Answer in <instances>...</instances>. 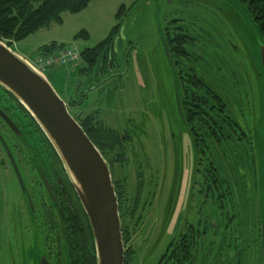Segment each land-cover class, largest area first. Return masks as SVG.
<instances>
[{
  "label": "rangeland",
  "instance_id": "374dc122",
  "mask_svg": "<svg viewBox=\"0 0 264 264\" xmlns=\"http://www.w3.org/2000/svg\"><path fill=\"white\" fill-rule=\"evenodd\" d=\"M121 5L126 9L115 44L117 67L112 77L109 74L101 76L104 82L93 75L79 76L80 61L55 66L45 77L76 121L94 112L104 126L119 136L126 134V128L130 130V144L124 145L128 148L127 161H123L121 156L115 162L111 153L106 158L102 156L108 162L113 188L115 190L118 186L121 195L119 202L117 195L116 198L124 264H159L163 252L167 256L162 259V264H172L168 244L180 232L179 224L196 222L197 218L205 222L211 217H234L235 227H238L243 241L242 248L249 250L242 256V264H262L264 77L259 50L264 45V38L245 5L238 0H91L81 12L61 13L60 24L51 23L24 41L12 43L9 49L28 61L40 54L41 45L51 42L80 53L107 36L116 24L114 16ZM178 26L192 35L194 44L190 56L197 60L203 77L217 93L224 95L227 112L244 126L248 138L242 140L236 149L232 144L225 150L224 165L232 174V180L229 176L226 179L230 181L232 191L225 192L223 202L217 193L210 192L200 213L196 212L199 194L197 188L192 189L196 178L187 146L172 144L167 138L160 139V134L170 136L175 130L174 75L162 41L166 29L170 31ZM81 30L88 37L74 40V35ZM2 43L6 45V41ZM242 95H246L245 99ZM0 99H4L2 93ZM16 125L19 128L22 122ZM137 130H144V133L136 137ZM27 135L33 148L41 141L39 134L26 130L25 137ZM0 137L13 155L14 152L27 157L34 154L32 149L26 150L20 142L14 141L15 136L2 126ZM14 144L17 146L12 150ZM3 153L0 145L2 157ZM35 154L43 165L46 163L43 158L48 156L46 171L50 175L54 170V156L47 150L44 154ZM15 162L19 170L26 171L25 187L30 189L33 185V193L37 194L32 168L23 159L22 165L16 159ZM0 175L6 196L4 214L12 208L19 211L21 195L16 182L5 176L1 169ZM233 181L237 182L234 187L238 197L234 195ZM50 219L54 224L57 217L50 213ZM56 232L54 225L50 234L55 235ZM200 237H196L195 248L190 251L194 264H203L206 242ZM57 240L51 239L53 255L59 249L55 244Z\"/></svg>",
  "mask_w": 264,
  "mask_h": 264
},
{
  "label": "flooded vegetation",
  "instance_id": "af4514ba",
  "mask_svg": "<svg viewBox=\"0 0 264 264\" xmlns=\"http://www.w3.org/2000/svg\"><path fill=\"white\" fill-rule=\"evenodd\" d=\"M192 39L193 37L188 30L181 26L172 28L170 31L167 29L164 31L163 49L174 75L172 98L175 109L173 113L175 130L170 136L165 137L160 134V139L167 138L172 144L180 143L187 146V151L193 160V173L196 178L193 181L192 189L197 188L199 194L196 200V212L200 213L199 210L204 208L210 192L217 193L220 201H224L225 192L231 190L230 181H227L226 176H229L230 179L232 177L230 169L224 165L225 155H227L225 150L232 144L236 145L234 146L236 149L237 145H241L242 140L248 138L244 126L227 112L224 95L217 93L218 91L203 77L197 60L190 56L194 44ZM109 69H112L110 62ZM110 75L112 77L114 74ZM194 84L205 85V89L202 91L194 90ZM243 84L246 91V84L244 82ZM208 87H211L213 92L222 99L225 105L224 111L231 121L194 119L193 101L195 100V103L199 105V92H203L201 101L207 108L209 105ZM244 90L243 92L246 94ZM195 94L197 96L194 99ZM245 96L242 95L244 99ZM1 111L10 119L7 112L2 109ZM1 126L15 136L14 141L20 142V145L26 150H31L27 140L29 136L25 137L16 125L18 135L0 118ZM125 132L131 139L130 130L126 128ZM142 133L144 130H137L135 136L137 137L138 134L141 135ZM0 145L4 150V157L0 154V169L6 173L5 176L14 179L21 195L19 211L16 210L15 212L12 208V211L4 214V198L6 196L3 194V179L0 178V264H63V262L67 264H83L84 262L87 264V241L86 239L82 240L81 233L82 218L77 214L79 210L76 195L67 185L63 170L59 169L55 162L52 166L54 170L49 175V172L46 171L47 163H49L47 155L43 158L46 162L43 165L41 158L33 153L27 157L14 152V156L1 137ZM16 146V144L12 145V150H15L13 148ZM116 152V155H112L114 159L120 157L119 151ZM125 158H127L126 154L122 155L123 161ZM15 159L20 165L23 164V159L32 168L31 172L34 173L33 180L35 188L38 190L37 194L33 193V185L30 186V189L25 187L24 172L26 171L19 170ZM34 165L37 167L33 168ZM17 173L22 185L19 183ZM233 182L234 195L238 197L234 187L237 186V182ZM9 197L12 198L10 195ZM27 213L29 216H26ZM50 213L54 218L57 217V220L54 219V224H51ZM235 221L234 217H222L220 219L211 217L205 222L199 218L196 222L185 221L183 225L179 224L181 226L180 232L170 241L168 248L171 254L188 248L189 257L186 262L194 264V259L191 261L190 258V251L195 248L196 237L201 236L202 241L206 242L203 264H242V256L249 250L242 248L243 241L238 232V227H235L237 225ZM179 222L181 223V221ZM54 225L57 231L55 235L50 234ZM54 238L58 239V243L55 244L59 246L55 255L52 251L54 244L51 242V239ZM163 253L161 256L164 254L165 256L164 258L159 257V264H162V259H166L167 254ZM171 261L172 264H178L172 259Z\"/></svg>",
  "mask_w": 264,
  "mask_h": 264
},
{
  "label": "water",
  "instance_id": "95a60500",
  "mask_svg": "<svg viewBox=\"0 0 264 264\" xmlns=\"http://www.w3.org/2000/svg\"><path fill=\"white\" fill-rule=\"evenodd\" d=\"M259 58L264 77V45ZM0 87L30 114L55 150L88 220L96 264H124L118 203L106 161L51 84L1 41ZM0 118L19 134L1 109ZM260 236L264 264L263 222Z\"/></svg>",
  "mask_w": 264,
  "mask_h": 264
},
{
  "label": "trees",
  "instance_id": "16d2710c",
  "mask_svg": "<svg viewBox=\"0 0 264 264\" xmlns=\"http://www.w3.org/2000/svg\"><path fill=\"white\" fill-rule=\"evenodd\" d=\"M90 1L91 0H0V41H6V45L8 47L12 43L24 41L27 37L35 34L41 28L48 27L51 23L60 24L62 22L61 13H79L87 7ZM238 1L245 5L247 11L256 23L258 30L264 38V0ZM125 9L126 8L124 5H121L118 8L114 16L116 24L111 28L103 40L97 43L94 47L84 49L82 52H80V62L82 67L78 70L79 76L85 77L93 75L95 79L97 78L101 80V76L103 77L105 74L110 75L115 73L117 67L115 59V56L117 55L115 44L117 43V37L120 31V20L124 15ZM87 37V33L84 30H81L74 35L73 39H85ZM63 47V44L51 42L41 46L39 51L40 54H51ZM109 62L112 69H109ZM193 88L194 90L197 89L202 91L205 89V85L198 86L194 84ZM208 89L209 105L207 108L201 101L202 95H204L203 92H199V105L195 103V100L193 101L194 110L192 113L194 119L208 121H218L224 119L225 121H231L224 111L225 105L223 104L222 99L213 92L211 87H208ZM0 93H2L4 97V99H0V108L8 113L10 120H12L15 125L17 123L19 124V122H22V125H20L22 129L19 127L22 134L25 136V131L29 130L32 134L40 135L41 141L39 144L41 146L38 144L39 146H34V149L31 143H29V146L33 150L34 154L45 153V150H47L49 153L51 152L58 167L63 170L55 150L30 114L12 95H10L1 87ZM196 96L197 95L195 94L194 99ZM83 98L84 95H82V99ZM71 104L73 105L74 102H71ZM77 122L80 124L85 134L104 158H106L110 153L111 156L113 154L116 155L117 150L119 151L120 157L126 154L127 147L125 148L124 145L127 146L130 144L131 140L127 133L119 136L117 132L109 127L104 126L103 122L98 120V117L94 112L88 114ZM27 139L31 140L30 137ZM119 158L114 159L112 157V160L116 162L119 160ZM109 162H111V160H109ZM106 163L108 162L106 161ZM65 178L67 185L72 189L73 194L76 195L66 175ZM117 188L114 191L119 202L121 195ZM76 200L79 210L77 211V214L82 218V240L86 239L87 241V264H96L95 249L88 220L77 196ZM164 256L165 254L162 257ZM188 257V248H183L179 251L173 252L169 256V259H172L175 263L183 264L186 262Z\"/></svg>",
  "mask_w": 264,
  "mask_h": 264
},
{
  "label": "built area",
  "instance_id": "2783aa9c",
  "mask_svg": "<svg viewBox=\"0 0 264 264\" xmlns=\"http://www.w3.org/2000/svg\"><path fill=\"white\" fill-rule=\"evenodd\" d=\"M80 54L72 48L63 47L51 54H39L35 56L28 64L39 74L45 76L55 66H64L79 61Z\"/></svg>",
  "mask_w": 264,
  "mask_h": 264
},
{
  "label": "crops",
  "instance_id": "0c3cea01",
  "mask_svg": "<svg viewBox=\"0 0 264 264\" xmlns=\"http://www.w3.org/2000/svg\"><path fill=\"white\" fill-rule=\"evenodd\" d=\"M43 45H46V44H43ZM43 45H41V46H43ZM41 46H40V47H41ZM40 47H39V48H40ZM15 54H16V53H15ZM17 55H18L19 57H22V56H21V55H19V54H17Z\"/></svg>",
  "mask_w": 264,
  "mask_h": 264
}]
</instances>
